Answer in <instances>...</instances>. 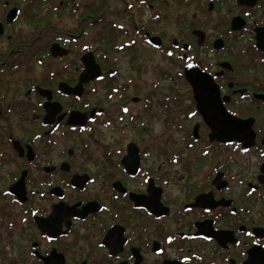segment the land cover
<instances>
[{
  "label": "flooded vegetation",
  "instance_id": "obj_1",
  "mask_svg": "<svg viewBox=\"0 0 264 264\" xmlns=\"http://www.w3.org/2000/svg\"><path fill=\"white\" fill-rule=\"evenodd\" d=\"M0 264H264V0H0Z\"/></svg>",
  "mask_w": 264,
  "mask_h": 264
},
{
  "label": "rangeland",
  "instance_id": "obj_2",
  "mask_svg": "<svg viewBox=\"0 0 264 264\" xmlns=\"http://www.w3.org/2000/svg\"><path fill=\"white\" fill-rule=\"evenodd\" d=\"M169 16L170 18L173 20H175L179 13V10H171L169 12ZM123 56H127L126 59H119L120 62L118 63V68H120L121 72L119 71L118 75H117V82L119 83H123L126 82L128 80L131 79H136V73L134 71H132V68H130V60L132 57L136 58V63H140L142 61H148L151 65L153 63L154 67L153 69H156L158 72L157 73H161L162 69H173L174 68V63L173 61H168L165 60L164 58H162L157 52L150 50L149 48H147L146 46H144L143 44H139L138 47L136 48L135 51L133 52H129V53H122ZM152 74V80H156L155 78H158V76L155 74H153V72H151ZM154 77V78H153ZM160 114V113H159ZM153 127V134L155 136L161 135L162 131L164 129L163 125L165 124L164 122V114H160L159 118H156L154 120L151 121ZM100 138V142H91L93 149H98L97 145L100 146H107L110 142H102L101 140H103L104 138L102 136H99Z\"/></svg>",
  "mask_w": 264,
  "mask_h": 264
},
{
  "label": "water",
  "instance_id": "obj_3",
  "mask_svg": "<svg viewBox=\"0 0 264 264\" xmlns=\"http://www.w3.org/2000/svg\"><path fill=\"white\" fill-rule=\"evenodd\" d=\"M90 63H91V66L89 67V70L87 69L85 71V73L83 74L82 81L88 80L90 78H94V77L100 75V68H99L98 64L95 62V60L93 59V61L90 62ZM189 78L193 82V85H194V88H195V91H196L195 97L198 100V102L200 103V109L202 110V112H203V114H204L207 122L209 123V125L213 128L214 132H216L215 130L218 127L219 122L214 123L212 121V117H211L212 109L209 106H206V105H204V106L201 107V103H203L202 102V98L205 97L206 95H209L210 94L209 96H211L213 94V92L212 93L211 92L208 93L206 90H204L207 87V86L204 85V83L203 84H199V80L201 78L202 79H205L206 78V75L203 74V73H200V72L196 71V74H193L192 73V75H190ZM209 103H211V101ZM222 106L223 105H221L219 107V110L218 111L221 112V111H224L225 110V108L222 107ZM239 124L240 123L237 122V121H234V122L232 121V122H229L228 123L229 127H231L232 129H234V132L229 133V135H228L229 138L228 139H235L236 138L235 137V134L237 133V130L240 128Z\"/></svg>",
  "mask_w": 264,
  "mask_h": 264
}]
</instances>
